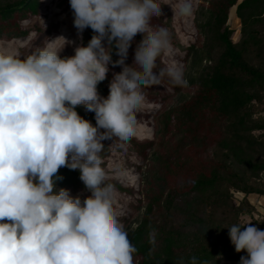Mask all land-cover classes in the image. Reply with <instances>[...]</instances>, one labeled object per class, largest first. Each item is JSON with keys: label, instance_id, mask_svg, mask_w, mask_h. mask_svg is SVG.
I'll list each match as a JSON object with an SVG mask.
<instances>
[{"label": "clouds", "instance_id": "obj_1", "mask_svg": "<svg viewBox=\"0 0 264 264\" xmlns=\"http://www.w3.org/2000/svg\"><path fill=\"white\" fill-rule=\"evenodd\" d=\"M78 35L93 36L61 57L63 36L26 58L0 52V264H134L136 248L118 219L113 185L100 153L102 141L128 140L135 112L145 101L144 87L173 68L156 73L157 59L170 43L167 28L153 26L159 0H69ZM178 13L190 15L184 0ZM143 34L127 65L128 49ZM63 44L56 47V41ZM113 48L119 59L113 61ZM113 73L109 94L98 85ZM95 113V125L76 110ZM103 129L104 131H101ZM78 170L83 200L66 188L57 190L61 168ZM228 234L239 264H264V230L252 221L235 223ZM183 264V261H181ZM188 264H207L192 256Z\"/></svg>", "mask_w": 264, "mask_h": 264}, {"label": "trees", "instance_id": "obj_2", "mask_svg": "<svg viewBox=\"0 0 264 264\" xmlns=\"http://www.w3.org/2000/svg\"><path fill=\"white\" fill-rule=\"evenodd\" d=\"M42 1L0 3V37L24 35L26 31H21L20 25L26 19L39 18ZM169 1L176 7L174 0ZM187 2L193 11L179 21L185 33V49L175 64L182 78L180 84L195 89L180 99V113L195 121L193 132L198 126L216 128V137L209 153L200 160L199 169L193 172L188 192L168 187L166 176L157 170L133 173L134 198L139 203L143 198L146 201L137 206L141 212L134 220L136 229L129 232L128 227L123 228L131 243L146 238V244L136 250L140 256L137 264H188L192 256L207 264H239L246 253L235 251L227 227L244 223L247 217L264 230V216L249 201L250 195L264 197V0H208L207 7ZM233 7L240 21L237 42L232 41L233 31L228 26ZM15 15L18 23H13ZM93 34L92 29H86L85 45ZM199 36L201 43L197 46ZM112 59H119L115 48ZM110 82L107 77L98 85L101 96H108ZM180 84L173 88L178 93ZM157 109L158 105L146 109L150 127L151 113ZM76 110L95 125L94 112L83 106ZM172 120L171 113H165L156 135L162 134ZM136 147L139 157L144 149L152 160H159L152 141ZM108 152L104 148L101 159ZM58 175L62 179L56 182L57 190L81 187L87 191L78 170L64 167ZM141 184L144 187L140 189ZM112 185L114 192H127L119 184ZM236 194L241 196L238 200ZM151 247L158 249V259H151Z\"/></svg>", "mask_w": 264, "mask_h": 264}, {"label": "rangeland", "instance_id": "obj_3", "mask_svg": "<svg viewBox=\"0 0 264 264\" xmlns=\"http://www.w3.org/2000/svg\"><path fill=\"white\" fill-rule=\"evenodd\" d=\"M12 1L0 0V3ZM183 1L174 0L177 3L175 7L169 0H159L161 14L152 20L153 26L167 28L170 33V43L164 51L165 54L157 59L155 71L158 75L162 69L167 70L168 68H173L179 73L178 66L176 67L175 63L183 57L185 33L179 24L181 17L184 15L179 14L177 9ZM192 1L203 7L208 5L206 2L208 0ZM41 5L39 18L30 19L28 17L29 19H26L20 25V30L26 31L24 35L18 37L16 34H3L0 37V52L9 53L23 59L44 49L49 40L63 36L73 42L66 44L60 52V56L63 58L74 55V48L81 42L85 45L86 29L81 35H78L73 24L74 17L69 0H44ZM232 10L231 16V10L229 11L228 26L233 31L232 41L237 42L240 35V21L235 16V8ZM18 18L15 15L13 23H18ZM142 38L143 34H137L134 38L125 60L127 65L133 64L135 48ZM200 43L201 36L198 38L197 46H200ZM62 44V40H57L55 46L58 48ZM184 69L181 70L184 71ZM121 70V66H118V69H113L109 65L108 79L112 81L113 73H119ZM180 85V93H178L173 89L176 84H173L167 75L149 82L143 89L145 101L135 112L134 134L126 141L116 137L102 141L104 148L109 151L107 156L101 159L107 177L106 181L114 185L119 184L127 191L124 193L114 192L113 205L118 213L121 225L125 228L128 227L129 232L136 229L134 220L141 212L137 209V206L144 204L146 201L143 198L142 202L139 203L134 198L133 193L136 191L133 188L135 180H133L132 174L157 170L166 176L168 187H173L181 193L188 192L192 188L189 180L192 178L193 172L199 169L200 160L209 153V145L216 137V128L205 129L198 126L193 132V127L196 126L195 121H191L187 115L180 113L179 107L183 105L180 99L191 95L195 87H188L183 83ZM149 105L150 107L158 105V109L151 113L152 127L147 122L150 115L147 116L145 113L146 109L150 108ZM165 113H171L173 120L164 128L162 134L156 135V131L159 127H162L160 121ZM130 141H134L136 145L152 141L153 150L157 153L159 160H152L150 153H146L144 149L139 157L136 145L134 146L133 142L130 143ZM104 148L102 152H104ZM141 185L140 189L144 187V184ZM67 189L72 196L79 195L82 200L90 195L88 191L83 190L81 187ZM240 197V195H235L237 200ZM252 203L256 206L260 205L256 200H252ZM248 221H250L249 218H243L244 223ZM132 244L137 250L139 245L146 244V238H141L138 243ZM149 254L151 259L160 257L156 247H151ZM139 261L140 256L135 252L134 264Z\"/></svg>", "mask_w": 264, "mask_h": 264}, {"label": "crops", "instance_id": "obj_4", "mask_svg": "<svg viewBox=\"0 0 264 264\" xmlns=\"http://www.w3.org/2000/svg\"><path fill=\"white\" fill-rule=\"evenodd\" d=\"M252 200H256L260 204L259 206H256V205H254V206H255L257 212L259 213V215L264 216V197L257 196V195H250L249 201L251 203H252Z\"/></svg>", "mask_w": 264, "mask_h": 264}, {"label": "bare ground", "instance_id": "obj_5", "mask_svg": "<svg viewBox=\"0 0 264 264\" xmlns=\"http://www.w3.org/2000/svg\"><path fill=\"white\" fill-rule=\"evenodd\" d=\"M232 9H234V7L232 8ZM231 9V12H230V16L232 15V12H233V10Z\"/></svg>", "mask_w": 264, "mask_h": 264}]
</instances>
